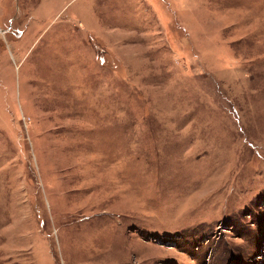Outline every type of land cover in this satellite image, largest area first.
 Instances as JSON below:
<instances>
[{
	"label": "rangeland",
	"instance_id": "rangeland-1",
	"mask_svg": "<svg viewBox=\"0 0 264 264\" xmlns=\"http://www.w3.org/2000/svg\"><path fill=\"white\" fill-rule=\"evenodd\" d=\"M0 264H264V0H0Z\"/></svg>",
	"mask_w": 264,
	"mask_h": 264
}]
</instances>
